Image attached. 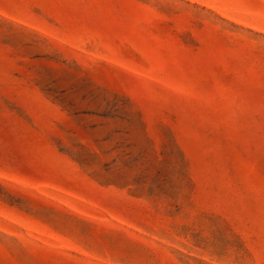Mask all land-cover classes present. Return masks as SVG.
I'll list each match as a JSON object with an SVG mask.
<instances>
[{
    "label": "rangeland",
    "instance_id": "rangeland-1",
    "mask_svg": "<svg viewBox=\"0 0 264 264\" xmlns=\"http://www.w3.org/2000/svg\"><path fill=\"white\" fill-rule=\"evenodd\" d=\"M0 264H264V0H0Z\"/></svg>",
    "mask_w": 264,
    "mask_h": 264
}]
</instances>
